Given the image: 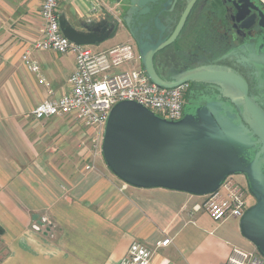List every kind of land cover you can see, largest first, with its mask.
<instances>
[{
	"label": "crops",
	"instance_id": "crops-1",
	"mask_svg": "<svg viewBox=\"0 0 264 264\" xmlns=\"http://www.w3.org/2000/svg\"><path fill=\"white\" fill-rule=\"evenodd\" d=\"M42 3L0 0V264H119L134 241L155 247L166 238L151 264H222L233 247L253 250L240 219L218 222L199 209L206 195L124 187L103 156L86 168L92 128L33 116L69 91L76 67L72 53L31 49ZM59 11L76 28L103 15L94 0H62ZM45 215L52 228L35 230Z\"/></svg>",
	"mask_w": 264,
	"mask_h": 264
},
{
	"label": "water",
	"instance_id": "water-1",
	"mask_svg": "<svg viewBox=\"0 0 264 264\" xmlns=\"http://www.w3.org/2000/svg\"><path fill=\"white\" fill-rule=\"evenodd\" d=\"M258 4L250 7L264 28V7ZM59 22L63 34L77 44L102 43L111 34L92 40L85 25L76 28L63 15ZM248 57L260 97L250 94L246 79L228 67H203L183 79L177 75L165 81L144 62L159 86L172 88L193 80L214 85L218 93L193 95L179 120L163 118L136 101L116 103L107 119L102 153L109 169L137 188L208 195L229 175L243 176L256 202L240 218V230L264 256V51L254 50Z\"/></svg>",
	"mask_w": 264,
	"mask_h": 264
},
{
	"label": "built area",
	"instance_id": "built-area-1",
	"mask_svg": "<svg viewBox=\"0 0 264 264\" xmlns=\"http://www.w3.org/2000/svg\"><path fill=\"white\" fill-rule=\"evenodd\" d=\"M62 0H43L40 36L31 49L49 50L61 54L72 53L76 67L68 83L69 91L54 100H45L33 110L36 119L71 116L94 130L95 138L89 147L87 169L95 168L98 157L103 156L102 142L108 116L113 106L122 100L136 101L157 115L179 120L186 105L188 84L172 88L153 82L146 70L134 64V51L130 44H117L104 50L93 45L77 44L62 32L59 22V6ZM23 59L29 68L38 72L40 67L31 59L27 50ZM237 175H229L219 189L206 195L199 209H203L215 221L240 219L250 207L247 183ZM245 179V178H244ZM127 183H124V187ZM52 221L46 215L33 228L48 232ZM170 238L158 242L155 247L134 241L119 264H151L157 249L168 246ZM222 264H264V256L257 250L233 247L228 259Z\"/></svg>",
	"mask_w": 264,
	"mask_h": 264
},
{
	"label": "flooded vegetation",
	"instance_id": "flooded-vegetation-1",
	"mask_svg": "<svg viewBox=\"0 0 264 264\" xmlns=\"http://www.w3.org/2000/svg\"><path fill=\"white\" fill-rule=\"evenodd\" d=\"M94 1L103 15L85 24L90 39L108 31L111 34L103 42L121 35L133 48L135 65L144 68V62L150 63L165 81L177 75L183 79L203 67L224 66L246 79L250 94L261 96L255 66L247 60L252 51H264V28L250 7L257 0ZM258 1L264 7V0ZM184 83L186 103L198 92L218 93L212 84Z\"/></svg>",
	"mask_w": 264,
	"mask_h": 264
},
{
	"label": "rangeland",
	"instance_id": "rangeland-1",
	"mask_svg": "<svg viewBox=\"0 0 264 264\" xmlns=\"http://www.w3.org/2000/svg\"><path fill=\"white\" fill-rule=\"evenodd\" d=\"M123 40V37L121 36V35H117L114 39H109V40H107V41H105V42H102V43H98V44H94L93 45V47L95 48V49H97V50H104V49H107L106 47H109L110 48V46L112 47V46H115V45H117V44H123L124 42L122 41ZM120 42H123V43H120ZM95 138V134H94V136L92 137V141H93V139ZM237 176H241V175H237ZM239 179L241 178H244L243 176H241V177H238ZM248 199H251V200H249V204H250V206L251 205H253L255 202H256V200H255V198H254V196L249 192V195H248ZM250 201H251V203H250ZM249 241V240H248ZM250 242V241H249ZM252 245H253V243L252 242H250ZM256 248H255V246L253 245V250H255Z\"/></svg>",
	"mask_w": 264,
	"mask_h": 264
},
{
	"label": "trees",
	"instance_id": "trees-1",
	"mask_svg": "<svg viewBox=\"0 0 264 264\" xmlns=\"http://www.w3.org/2000/svg\"><path fill=\"white\" fill-rule=\"evenodd\" d=\"M3 233V228L0 226V235Z\"/></svg>",
	"mask_w": 264,
	"mask_h": 264
}]
</instances>
